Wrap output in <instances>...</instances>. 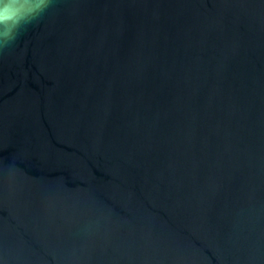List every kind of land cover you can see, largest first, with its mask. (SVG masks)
Returning a JSON list of instances; mask_svg holds the SVG:
<instances>
[{
    "label": "water",
    "instance_id": "obj_1",
    "mask_svg": "<svg viewBox=\"0 0 264 264\" xmlns=\"http://www.w3.org/2000/svg\"><path fill=\"white\" fill-rule=\"evenodd\" d=\"M0 264H264V0H55L0 51Z\"/></svg>",
    "mask_w": 264,
    "mask_h": 264
},
{
    "label": "clouds",
    "instance_id": "obj_2",
    "mask_svg": "<svg viewBox=\"0 0 264 264\" xmlns=\"http://www.w3.org/2000/svg\"><path fill=\"white\" fill-rule=\"evenodd\" d=\"M55 0H0V51L11 47L28 25L38 22Z\"/></svg>",
    "mask_w": 264,
    "mask_h": 264
}]
</instances>
